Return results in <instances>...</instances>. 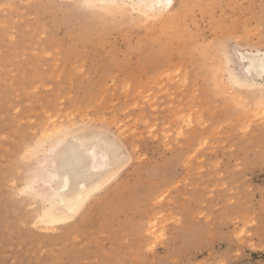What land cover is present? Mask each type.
<instances>
[{
  "label": "rangeland",
  "instance_id": "1",
  "mask_svg": "<svg viewBox=\"0 0 264 264\" xmlns=\"http://www.w3.org/2000/svg\"><path fill=\"white\" fill-rule=\"evenodd\" d=\"M188 2L169 46L143 6L0 0V264H264V79H232L264 0ZM90 126L131 159L53 226L44 159Z\"/></svg>",
  "mask_w": 264,
  "mask_h": 264
},
{
  "label": "bare ground",
  "instance_id": "2",
  "mask_svg": "<svg viewBox=\"0 0 264 264\" xmlns=\"http://www.w3.org/2000/svg\"><path fill=\"white\" fill-rule=\"evenodd\" d=\"M87 1L106 9L117 8L119 12L126 11L127 6L129 9L131 8L129 6H132L133 8L136 6H143L145 7L146 12H151L152 14H154L155 19L159 20L158 26L160 27V30L158 32H160V36L165 38V42H167L169 46L170 44L175 45L179 43H182L181 46H183L185 42L187 43L188 41L192 40L191 36H189L190 33H188L187 30L186 32L185 30L182 31L184 25H186L187 23H184L182 25L179 24L183 20H189L191 11L192 14L194 12H197L195 11L196 9L193 12V8L190 7L191 4L188 2L190 0H184V3L179 7H176L174 0ZM205 10L208 11L211 10V8L205 7ZM137 11L139 10L137 9ZM143 11L144 10H142V12ZM205 12L206 11H204L203 15L205 14ZM212 13L210 14L212 15ZM145 16L147 18L148 15L145 14ZM148 17L151 19L153 18V16ZM156 20H154V22ZM179 28L181 29V31L179 30ZM157 30H155V32ZM183 32H185V35L183 34ZM187 45H189V43ZM210 46L211 45L209 44L208 49L212 48V46ZM168 47H166L163 51L171 57V54L175 53V51H172V46L171 49H169ZM176 47H180V45ZM174 49L178 48H175L174 46ZM213 49L215 50V48ZM214 50L212 51L215 52ZM207 52L210 53L209 50ZM179 53L181 54L182 52ZM229 57L232 56L229 55ZM239 57V65L241 64L243 70L241 73H236L238 70L237 69L236 72H233L234 74L232 78L237 85L252 86L256 85V79H264V71H262L261 66V60L262 58H264L263 52H242ZM232 58L230 59L232 60ZM214 61V63L222 62L220 60L218 61V58ZM221 64L218 66L216 64L215 66H220L221 68ZM98 128H91L90 126V129H81L77 130L76 132L72 131L73 133H70L68 131V133H63L65 135L61 137L57 143H55L56 145H58V147H54L55 151L53 152V154L50 157H46V159H44V162L45 160H47V158L49 159V161L47 160L49 164L47 161V163L45 164L47 166L50 165L52 169L44 173L43 179L44 181H46V184L53 185L51 189L50 187H48V195L51 200V207L48 209H46L47 207L45 208L42 218L53 226L69 222L76 215H78L82 211L86 203L89 201V199L94 194H97V192L105 188L114 178H116L119 172L128 164L131 159L117 136ZM63 130H65V128ZM61 131L62 130H60V132ZM50 152H52L51 149L49 153Z\"/></svg>",
  "mask_w": 264,
  "mask_h": 264
},
{
  "label": "snow or ice",
  "instance_id": "3",
  "mask_svg": "<svg viewBox=\"0 0 264 264\" xmlns=\"http://www.w3.org/2000/svg\"><path fill=\"white\" fill-rule=\"evenodd\" d=\"M262 71H264V58L261 60Z\"/></svg>",
  "mask_w": 264,
  "mask_h": 264
}]
</instances>
